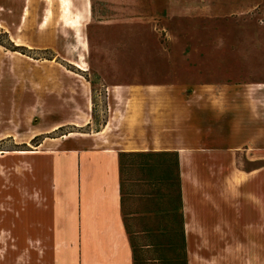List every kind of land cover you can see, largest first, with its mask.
Masks as SVG:
<instances>
[{
	"label": "rangeland",
	"instance_id": "obj_1",
	"mask_svg": "<svg viewBox=\"0 0 264 264\" xmlns=\"http://www.w3.org/2000/svg\"><path fill=\"white\" fill-rule=\"evenodd\" d=\"M87 1L92 23L89 16V26L72 30L61 21L59 0H0V151L101 144L107 123L169 100L146 93L149 85L264 83V0H254L248 15L231 10L246 9V0H205L209 16L154 20L151 7L165 12L167 0ZM199 2L175 0L179 7ZM239 164L260 166L242 156ZM0 172V264H22L21 251H7L9 172ZM121 176L136 264H184L176 153L124 154Z\"/></svg>",
	"mask_w": 264,
	"mask_h": 264
},
{
	"label": "crops",
	"instance_id": "obj_2",
	"mask_svg": "<svg viewBox=\"0 0 264 264\" xmlns=\"http://www.w3.org/2000/svg\"><path fill=\"white\" fill-rule=\"evenodd\" d=\"M201 1L179 7L167 0L165 12L151 7L149 18L211 15ZM246 4L232 13L256 10L254 0ZM145 89L169 100L107 123L101 144L0 151V171L9 172L2 195L12 207L7 251H21L22 264H136L123 214L121 156L146 152L177 155L184 264H264V83ZM241 156L260 166L244 169Z\"/></svg>",
	"mask_w": 264,
	"mask_h": 264
},
{
	"label": "bare ground",
	"instance_id": "obj_3",
	"mask_svg": "<svg viewBox=\"0 0 264 264\" xmlns=\"http://www.w3.org/2000/svg\"><path fill=\"white\" fill-rule=\"evenodd\" d=\"M59 1L61 2V8H62L61 21L69 25L70 29L73 30L77 28L78 30L80 27L88 25L90 10H89L87 0H59ZM46 21H47V18H45L43 23L46 24ZM14 42L17 46H22V47L25 46L24 42L19 38H16ZM0 50H1V47H0ZM10 54H11L10 56L12 57L14 54L17 55L19 53L16 52V53H10ZM81 68H83V66ZM104 133L105 132L103 131L99 132V135L102 136ZM71 136L72 135H70L69 137Z\"/></svg>",
	"mask_w": 264,
	"mask_h": 264
}]
</instances>
